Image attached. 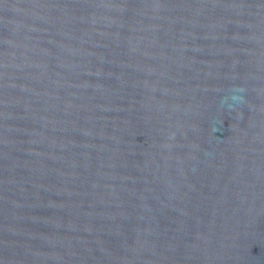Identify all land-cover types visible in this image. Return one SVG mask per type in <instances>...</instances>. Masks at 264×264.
<instances>
[{
    "label": "water",
    "instance_id": "water-1",
    "mask_svg": "<svg viewBox=\"0 0 264 264\" xmlns=\"http://www.w3.org/2000/svg\"><path fill=\"white\" fill-rule=\"evenodd\" d=\"M0 264H264V0H0Z\"/></svg>",
    "mask_w": 264,
    "mask_h": 264
}]
</instances>
